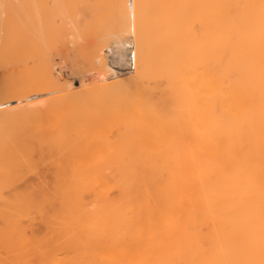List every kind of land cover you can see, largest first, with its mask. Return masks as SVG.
Listing matches in <instances>:
<instances>
[{"label":"bare ground","instance_id":"1","mask_svg":"<svg viewBox=\"0 0 264 264\" xmlns=\"http://www.w3.org/2000/svg\"><path fill=\"white\" fill-rule=\"evenodd\" d=\"M107 3L133 68L0 103V264H264V0Z\"/></svg>","mask_w":264,"mask_h":264},{"label":"rangeland","instance_id":"2","mask_svg":"<svg viewBox=\"0 0 264 264\" xmlns=\"http://www.w3.org/2000/svg\"><path fill=\"white\" fill-rule=\"evenodd\" d=\"M107 2L109 0H0V103L25 95L30 83L34 88L43 85V62L53 64V69L61 73L68 84L96 79L97 71L88 63L91 50L96 49L91 48L95 42L97 45L102 41L106 45L103 48L108 47L106 56L112 64L118 61L124 66L125 61L132 58L133 68L134 45L132 41H125L132 32L122 26L123 23L122 27L114 22L110 24V19L107 24L113 27L107 28L105 24V31L103 26L109 18L107 11L101 12L103 7L108 9ZM96 8L102 9L98 12ZM108 14L111 15L109 9ZM98 36L101 39L96 38ZM118 53L125 61L120 60Z\"/></svg>","mask_w":264,"mask_h":264},{"label":"built area","instance_id":"3","mask_svg":"<svg viewBox=\"0 0 264 264\" xmlns=\"http://www.w3.org/2000/svg\"><path fill=\"white\" fill-rule=\"evenodd\" d=\"M128 60V61H127ZM125 62H128V63H125V66H121L119 63H117V64H113V65H116V66H121V67H128V68H131L132 66H131V64H132V58L130 59V58H128Z\"/></svg>","mask_w":264,"mask_h":264}]
</instances>
